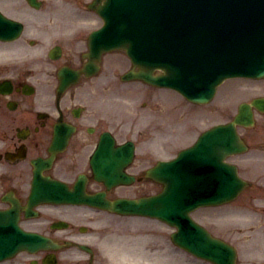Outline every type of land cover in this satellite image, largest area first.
Wrapping results in <instances>:
<instances>
[{
	"label": "rangeland",
	"instance_id": "374dc122",
	"mask_svg": "<svg viewBox=\"0 0 264 264\" xmlns=\"http://www.w3.org/2000/svg\"><path fill=\"white\" fill-rule=\"evenodd\" d=\"M128 86L129 85H127V88L123 87L122 89L124 91L127 90V92L129 91L127 98L129 104H131L132 102H140L141 99H146L149 104L150 102L153 105L156 104V108L158 107L157 111H160L161 109L165 108V106L161 104V101L166 105L167 109L165 108L163 112L164 115L163 119L165 118L166 119L165 121H168L172 124L171 127L172 129L168 126H162V128L159 127L158 129V126L160 124L155 125L153 123L154 122L153 120H151L150 124L152 125H149V128L152 129L153 132H155V135L157 137L159 136L164 137L160 141L162 146V149L160 150L163 151L164 153H167L168 155L171 154L173 155L180 147L190 143L195 138L197 133L204 127H207L212 122L217 121V119H224L230 116L234 112L239 100L248 99L257 94H262V93L264 94V79L260 81L238 80L234 82L232 86H229L227 84L225 89H222L221 92L219 93L221 96L219 95L220 97L218 96L215 101L208 104L207 106H204L206 107L205 109H198L194 106H190L189 104L187 105L186 103L182 102L178 95H175L174 92H171L168 89L160 90L159 91L160 99H158V97H156L153 91L149 90L147 92L143 87L139 85H135L131 87ZM112 93L115 96V93L113 91ZM224 95L225 98L223 97ZM135 107L139 108V105H136ZM140 115L144 118L146 123L149 122L150 117L148 116V112H146V110L143 111ZM132 116H134V113L132 114ZM256 116L258 117L257 120H260L258 121L259 123H257L256 126H254L253 128L247 129L246 131L250 136L248 141L252 143H254L256 140L264 141V125H262V123H264V115L260 116L258 114ZM161 121L163 122V120ZM171 135L175 136L174 139L172 138L168 140L169 136ZM149 139H150V143L157 147L156 140L151 137ZM252 152L256 155L253 156L256 158V160L254 161V159H250L243 161L244 166L247 165L245 169L244 168L242 169L244 176L250 177L252 179L257 178L260 180H264V152L257 148H254ZM250 194L257 195L256 198H253L254 203L262 202V205L264 206V193L262 191H259L255 188L250 191L246 190V192H243L241 195L245 196ZM220 208L221 209H219V211L217 209H213L215 210L214 212L209 211L207 208L199 210V212H202L204 215H207L208 217H213L214 219L215 217L219 219L222 216L223 220H220L221 222H224V215L227 217L240 216L237 220H233L234 224L237 222H248V219L254 220L256 218L255 216L238 215L240 214V212H243V209L237 208V200L232 203L222 205ZM225 221H227V219H225ZM215 226L219 232L233 234V232L228 231L230 224L220 223L218 220ZM154 227L158 229L156 231L158 233H155V236H152L151 238H155L157 235H159L160 243H164L161 244L162 248L165 250L166 253H169V249H171V247L166 246L167 244L165 238L161 239L162 234L164 235L166 234L167 232L166 229H163L162 225H159L158 227L157 226ZM154 241H156V239H153L149 242H154ZM149 242L147 241V243ZM176 253H177V258L184 257V253L181 250L176 249Z\"/></svg>",
	"mask_w": 264,
	"mask_h": 264
},
{
	"label": "flooded vegetation",
	"instance_id": "af4514ba",
	"mask_svg": "<svg viewBox=\"0 0 264 264\" xmlns=\"http://www.w3.org/2000/svg\"><path fill=\"white\" fill-rule=\"evenodd\" d=\"M3 70L7 74L6 81H8V84H1L0 85V133L4 138V142H8L6 144L9 145L11 142L14 141L15 137H18V133H26L25 136V144H26V150L29 148L34 151H38L39 148L36 147V140L38 139V136L35 134L33 137H31V142L33 146L30 145L28 142V134L30 133L31 130L33 129H38L40 126L45 124L46 120H49L52 114L43 111L44 115H37L39 119L33 117V112H34V103L32 97V93H27L26 90V82H28L29 79H27L25 74H19L17 75L16 68L12 66H4ZM4 78H2L4 80ZM1 80V79H0ZM2 81V80H1ZM7 88L9 89V94H4L6 92ZM16 95H21V97L25 96L24 101H25V108L21 109L19 114H12L11 111H16L20 107H16L13 110H10L15 107V104L11 103V99H16ZM22 100V102H24ZM6 107V108H5ZM74 113V108H71L69 110V107L66 106L64 107V110L60 107L57 106V108L54 111V116L56 118L53 120H57L59 118L66 119L68 115L73 116ZM74 117V116H73ZM4 128V129H3ZM3 129V132L1 130ZM8 149V146H7ZM26 157H27V151H26ZM1 158V155H0ZM23 162V165L19 166L17 170H21V167H26L27 169L30 170V165L27 162ZM13 168L15 169L16 164H11ZM32 171V167H31ZM4 177L7 176V168H3L0 171ZM12 176H10V179ZM14 183H19L23 184L21 181L19 182L17 178V174H15V178L13 179Z\"/></svg>",
	"mask_w": 264,
	"mask_h": 264
},
{
	"label": "water",
	"instance_id": "95a60500",
	"mask_svg": "<svg viewBox=\"0 0 264 264\" xmlns=\"http://www.w3.org/2000/svg\"><path fill=\"white\" fill-rule=\"evenodd\" d=\"M262 74H264V73H262ZM230 138V137H229ZM167 164H169V163H167ZM160 173V175H161V178H163L164 179V181H165V184H166V189H165V192H167L168 191V189L170 188V184H171V180H170V178L165 174V172H164V165H162V167H160V168H157L156 170H155V173ZM156 201H159L160 200V197L159 198H157V199H155ZM144 203H145V208L144 209H147L148 208V204H147V201H144ZM151 205H155V206H157V204H154V203H151ZM185 212V211H184ZM176 238H177V240L179 241V242H183V244H186L185 243V241L183 240V238H182V234L181 233H177L176 234ZM208 237H206V236H201L200 237V241H201V239H207ZM209 240V239H208ZM192 242H196V243H198V240L197 239H193V240H191ZM210 244H214V243H211V241H210Z\"/></svg>",
	"mask_w": 264,
	"mask_h": 264
}]
</instances>
